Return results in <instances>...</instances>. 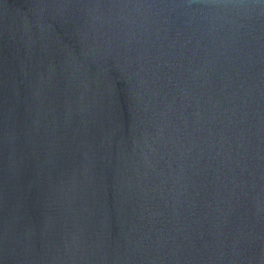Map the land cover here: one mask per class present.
Returning a JSON list of instances; mask_svg holds the SVG:
<instances>
[{"label": "water", "instance_id": "water-1", "mask_svg": "<svg viewBox=\"0 0 264 264\" xmlns=\"http://www.w3.org/2000/svg\"><path fill=\"white\" fill-rule=\"evenodd\" d=\"M0 264H264V0H0Z\"/></svg>", "mask_w": 264, "mask_h": 264}]
</instances>
